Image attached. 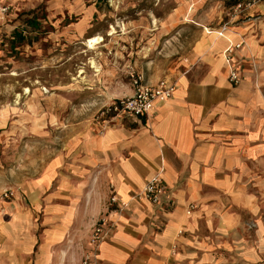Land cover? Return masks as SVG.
I'll return each mask as SVG.
<instances>
[{
	"label": "crops",
	"instance_id": "1",
	"mask_svg": "<svg viewBox=\"0 0 264 264\" xmlns=\"http://www.w3.org/2000/svg\"><path fill=\"white\" fill-rule=\"evenodd\" d=\"M193 13L166 19L187 33L162 57L145 59L157 45L148 39L130 53L146 84L175 85L148 116L88 121L50 110L45 127L59 123L57 147L50 138L14 199L0 200V264H81L101 216L113 228L97 264H264V0L223 36L207 30L216 19L180 24ZM231 43L240 44L232 54L238 84L223 56ZM114 72L107 81L119 87L103 103L132 95L131 76L142 73ZM155 177L165 186L158 204L139 197ZM112 195L122 211L109 205Z\"/></svg>",
	"mask_w": 264,
	"mask_h": 264
},
{
	"label": "rangeland",
	"instance_id": "2",
	"mask_svg": "<svg viewBox=\"0 0 264 264\" xmlns=\"http://www.w3.org/2000/svg\"><path fill=\"white\" fill-rule=\"evenodd\" d=\"M235 1L8 0L10 17L0 22V200L14 199L22 178L49 153L50 138L57 147L59 123L45 127L51 109L57 118L64 114L88 121L96 118L106 104L101 101L107 90L119 87V82L111 85L107 81L108 76L113 77L112 70L114 77L126 79L129 72L144 73V64H135L130 57L147 45L146 39L151 46L157 44L145 54V59L154 61L164 45L185 37L184 27L168 28L171 21L166 19L173 10L182 15L194 9L180 24L216 19L207 30L217 32L233 23L230 14ZM25 13L40 23L31 34L37 38L13 49L9 36ZM144 28L147 30L141 34ZM93 36L101 40L90 47L87 41ZM45 111H49L48 117ZM8 191L13 195L5 197Z\"/></svg>",
	"mask_w": 264,
	"mask_h": 264
},
{
	"label": "built area",
	"instance_id": "3",
	"mask_svg": "<svg viewBox=\"0 0 264 264\" xmlns=\"http://www.w3.org/2000/svg\"><path fill=\"white\" fill-rule=\"evenodd\" d=\"M263 0H236L231 8L232 22L238 21L245 17L253 8L258 6ZM11 14V6L3 3L0 0V22H4ZM228 25L224 24L217 34L223 36V33L228 30ZM240 44H229L223 51L225 62L229 67L228 80L232 84H238L239 78L237 69L233 65L232 54L235 49L239 48ZM133 93L130 96L113 100L102 105L97 111L96 118L105 119L106 117H118L122 115L133 116H148L154 105L159 102L168 100L175 90L173 83L166 81H159L156 85L146 84L142 75H135L132 78ZM165 192V186L161 177H155L148 181L142 189L139 197L149 201L152 204L160 202L161 195ZM5 197L13 195L12 191L5 192ZM109 205H115V210L122 211L125 208V203L119 201L115 195L109 199ZM195 208L190 204L187 213L190 214ZM113 228V224L105 217L101 216L93 226V231L90 237V249L85 251L81 264H97V250L99 243H101Z\"/></svg>",
	"mask_w": 264,
	"mask_h": 264
},
{
	"label": "trees",
	"instance_id": "4",
	"mask_svg": "<svg viewBox=\"0 0 264 264\" xmlns=\"http://www.w3.org/2000/svg\"><path fill=\"white\" fill-rule=\"evenodd\" d=\"M33 11L30 13L32 14ZM29 13L21 15V22L18 25H15L13 30L10 33L9 38L11 39L10 44L14 49L17 46H22L25 44H30L34 37L32 32H37L39 29L40 23L37 17L30 16ZM33 38V39H32Z\"/></svg>",
	"mask_w": 264,
	"mask_h": 264
},
{
	"label": "bare ground",
	"instance_id": "5",
	"mask_svg": "<svg viewBox=\"0 0 264 264\" xmlns=\"http://www.w3.org/2000/svg\"><path fill=\"white\" fill-rule=\"evenodd\" d=\"M101 39L99 37L93 36L90 37L89 40L87 41V43L89 44V46L91 47L92 45L99 43Z\"/></svg>",
	"mask_w": 264,
	"mask_h": 264
}]
</instances>
